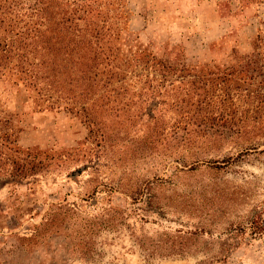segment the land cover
Listing matches in <instances>:
<instances>
[{
	"label": "rangeland",
	"instance_id": "374dc122",
	"mask_svg": "<svg viewBox=\"0 0 264 264\" xmlns=\"http://www.w3.org/2000/svg\"><path fill=\"white\" fill-rule=\"evenodd\" d=\"M203 1L86 0L85 8L111 13L107 26L120 30L125 52L227 67L234 50H251L264 0H209L205 9ZM140 61L130 77L154 73ZM15 79L0 82V264H264L263 139L240 155L242 141L231 137L188 141L172 134L169 107L155 111L151 100L153 111L140 113L149 93L135 95L131 113L103 111L106 126L89 132L63 100ZM142 81L133 78L125 100ZM22 163L36 174L12 178ZM141 182L151 197L139 203L123 189Z\"/></svg>",
	"mask_w": 264,
	"mask_h": 264
},
{
	"label": "trees",
	"instance_id": "16d2710c",
	"mask_svg": "<svg viewBox=\"0 0 264 264\" xmlns=\"http://www.w3.org/2000/svg\"><path fill=\"white\" fill-rule=\"evenodd\" d=\"M78 1L0 0V82L2 77L14 76V84L25 83L48 102L63 100L82 116L89 132L94 125L106 126L100 120L103 111L112 116L127 108L131 113L135 95L149 93L138 103L140 113L153 111L148 106L151 100L156 103L155 111L169 107L172 134L182 131L188 141L214 134L231 137L242 141L239 155L257 149L258 139L264 141V21L249 52L234 50L233 62L224 68L200 67L138 49L125 52L120 30L107 26L111 13L86 9V0ZM140 60L154 73L130 77ZM134 77L143 80L142 87L125 100L121 93H127ZM113 82L117 84L110 86ZM116 88L121 91L110 99ZM105 105L108 107L103 108ZM33 174L35 167L22 163L10 175L22 179ZM158 180L161 178L149 185ZM149 185L142 187L141 182L125 187L123 193L141 203L142 198L151 197V192L145 191ZM116 213L109 215L107 226L113 224L111 218Z\"/></svg>",
	"mask_w": 264,
	"mask_h": 264
},
{
	"label": "crops",
	"instance_id": "0c3cea01",
	"mask_svg": "<svg viewBox=\"0 0 264 264\" xmlns=\"http://www.w3.org/2000/svg\"><path fill=\"white\" fill-rule=\"evenodd\" d=\"M212 1V0H211ZM209 3L210 1L209 0H205V1H203L202 3H201V5H202V8H204V6H205V3ZM205 9V8H204ZM203 9V10H204ZM194 14H196V18H197V22L200 20V18H201V20L203 21L204 19V13L203 12H200V11H198V12H196V13H194Z\"/></svg>",
	"mask_w": 264,
	"mask_h": 264
}]
</instances>
